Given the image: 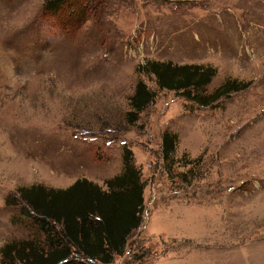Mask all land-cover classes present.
Listing matches in <instances>:
<instances>
[{
	"label": "rangeland",
	"instance_id": "rangeland-1",
	"mask_svg": "<svg viewBox=\"0 0 264 264\" xmlns=\"http://www.w3.org/2000/svg\"><path fill=\"white\" fill-rule=\"evenodd\" d=\"M43 3L0 0V260L7 242L44 241L19 187L104 185L131 150L143 220L110 264H264V0H101L70 31ZM148 60L215 67L205 95L250 86L199 105ZM140 79L156 97L131 123Z\"/></svg>",
	"mask_w": 264,
	"mask_h": 264
},
{
	"label": "trees",
	"instance_id": "trees-1",
	"mask_svg": "<svg viewBox=\"0 0 264 264\" xmlns=\"http://www.w3.org/2000/svg\"><path fill=\"white\" fill-rule=\"evenodd\" d=\"M100 5L101 0H44L41 12L63 19L67 25L62 30L70 31L80 29L88 17L97 16ZM139 70L154 74L160 88L174 90L203 106L250 86V82L227 79L205 95L201 91L217 73L213 66L148 60ZM155 97L156 92L140 79L130 99L129 122L134 123ZM177 139L170 132L163 134L166 159L175 151ZM131 157V150H126L123 171L107 178L104 185L79 178L65 188L40 183L19 187L17 200L23 203V213L33 216L44 241L7 242L1 248L0 263L110 264L123 255L130 236L142 224L144 209L145 183Z\"/></svg>",
	"mask_w": 264,
	"mask_h": 264
}]
</instances>
